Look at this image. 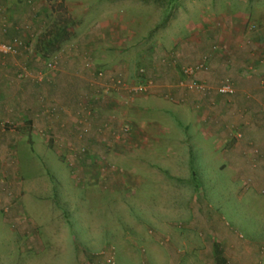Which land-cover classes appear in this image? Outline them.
Listing matches in <instances>:
<instances>
[{"label":"rangeland","instance_id":"374dc122","mask_svg":"<svg viewBox=\"0 0 264 264\" xmlns=\"http://www.w3.org/2000/svg\"><path fill=\"white\" fill-rule=\"evenodd\" d=\"M25 1L29 4L34 3L36 7L31 9L32 6H29L31 19L20 23V27L28 38L23 41L15 34L8 42L12 39L16 40L18 43L16 54L5 56L6 59L12 58V62L17 63L15 79L18 82L26 78L37 83L47 81L51 77V72L58 68L59 57L68 52L74 54V50L77 49L75 46L78 45L76 42L71 45L73 38L81 40L92 31L90 30L92 27L111 22L108 33L115 34L116 39L107 46L111 49L109 56L125 58L127 52L132 54L133 60L138 63L134 82L123 83L120 87L129 86L127 90L140 99V104L149 105V109L148 112L141 113L139 122L135 121L132 124L133 130L128 125L112 131L109 125H96L95 133L91 138L99 140L97 144L110 151L108 159L102 160L101 164L104 163L103 167L106 170L116 172L120 168L132 170L131 166L134 162L132 154L136 150L130 147V143L124 140V136L127 133L130 136L133 131L137 132L136 134L140 132L143 138L144 136L147 138V135L149 137L152 129L149 128L148 115L161 116L157 118L166 126L164 127L166 131H163L165 137L167 131L194 136L193 150L188 160L192 168L190 169L194 173L187 174L183 180V183L189 187L188 204L192 200L197 201L198 204L201 201L212 204L209 210L204 207L203 212L213 215L215 236L221 245L231 242L234 245L235 253L231 264H264V148L259 150L257 147L259 145L256 143V146H250L249 150H245L247 158L254 161V164L250 166H245L244 160L239 157H228L229 153L222 154V147L215 155L202 152L201 149H205L202 147L203 143L199 141L200 131L194 129L195 114L192 113L196 111V100L187 98L183 102L187 103L192 111L187 115L189 128L185 130L181 126V111L186 109L183 103L175 102L173 88L162 93L157 88L158 81L148 76V66L151 63L162 62L166 57L168 59L170 57L171 70L178 75V78L173 81L175 88H182L180 91L183 94L200 95L202 91L209 89L203 80L197 78L200 72H196L192 79L199 85H204L203 90L188 87L190 79H186L183 71L202 63L208 67L207 53L204 52L199 60L194 62L180 60L178 50L176 53L169 52L171 45L167 41L169 37L167 35L174 32L171 38L175 39L176 43L180 42L181 38L186 37L188 20L196 22L200 18L206 19L201 21L203 27L200 26L197 30L207 29L210 27L209 24L224 29L227 23L233 21L232 23H240L248 31L250 37L247 38L256 37L255 50L260 49L264 52V46L261 48V44L264 45L262 17L264 16V0ZM40 8L45 10L41 11L40 16L37 17ZM252 10H255L254 17L250 19ZM75 12H77L76 16H74ZM131 18L135 19L132 23H130ZM35 20L36 22H33ZM125 23H128V30L120 31V25ZM61 25L67 28L68 39L58 40L61 42L54 43L53 47L46 45L43 37L48 36L49 32ZM120 35L123 38L121 44H118ZM108 39L112 38L108 37ZM159 39L158 47L156 43ZM137 43L140 45L136 48V52L134 46ZM217 50L221 51V45L214 43L208 51L212 53ZM83 54L86 56V53ZM164 65L168 66V64ZM94 68L98 69L93 67L92 70ZM225 79H228V76L221 77L220 81L223 83ZM181 80L184 82L179 85ZM59 82L66 84L65 80H59ZM139 86L145 88L144 92L133 93L132 90ZM156 89L160 97L152 96ZM217 89H219L218 86L216 91ZM105 90L109 93L113 89ZM96 91L100 92L94 89L95 94L90 100L94 101L92 105L96 101L101 102ZM33 97L34 94L30 92L28 102L33 103ZM154 105L162 108L160 112L151 108ZM51 107L50 103L44 104L42 110L51 111ZM59 110L63 115H60L57 122L61 130L67 131V136L72 130H75V135L77 132L85 136L89 134V132L86 133L84 126L80 127L77 124L79 119L74 118L72 109L59 106ZM135 114L137 115L138 112ZM86 121H88L86 117L80 120L82 123ZM18 127L19 123L14 120H0V130L4 133L13 132ZM85 144L91 146L89 140H86ZM35 146L29 151L26 139L19 137L7 146L4 152L6 158L4 153L0 152V264H82L83 262L85 264L87 261L92 262L95 252L104 247L108 249L113 247L114 254L107 252L106 255H101L103 259L107 257L108 261L111 260L110 257L115 260L121 259L123 255L119 254L118 240L122 236L117 224L122 229L128 227V219L123 221L122 217H124L125 209L129 211L133 209V197L126 196L130 190L113 191L112 189L116 187L115 180L109 181L105 189H102L101 184L95 189L86 185L85 172L88 167L92 169L93 166H90L92 159L86 161L87 151L84 149H78L79 152L74 153V158H67L64 152L61 156L44 154L48 152L45 146L39 147V143ZM75 146L79 147V144ZM82 146L88 149L84 144ZM121 153H127V156L123 157ZM150 191L155 192V195L150 198L154 205L158 206L160 198L157 199V195L162 196L163 190ZM118 201L127 202V206H119ZM155 201H157L156 204ZM129 224L132 225V222ZM45 228L50 233L53 230L56 234L67 232L74 238L69 236L64 238V245H61V241L57 239L59 244L56 245L55 239L51 236L47 235L43 238ZM227 231L230 232L231 240L224 238ZM73 242L79 245L77 248L80 252L77 255L79 263L74 260L72 255L74 252L69 248Z\"/></svg>","mask_w":264,"mask_h":264},{"label":"crops","instance_id":"0c3cea01","mask_svg":"<svg viewBox=\"0 0 264 264\" xmlns=\"http://www.w3.org/2000/svg\"><path fill=\"white\" fill-rule=\"evenodd\" d=\"M29 6H32L31 9L36 8L34 3L27 5L25 0H0V43H10L8 41L15 34L26 41L28 36L20 27V23L31 19ZM43 10L45 9L40 8L37 17ZM254 12L255 10L251 11L250 19L254 17ZM76 14L77 12L74 16ZM262 17L264 19V16ZM200 19L196 22L187 21L186 37L181 38L180 42L176 43L175 39L171 38L174 32L167 35V41L171 45L169 52L176 53L178 50L180 60L194 62L199 60L204 52L207 53L208 67L200 71L197 78L203 80L209 89L202 91L200 95H188L180 91L182 88H175L173 81L178 75L171 70L172 60L169 56V59L166 57L162 62L151 63L148 66V76L158 81L157 88L162 93L172 87L176 103H183L187 98L196 100L197 112H192L187 103H183L186 111H181V126L187 130V115L189 112L195 114L194 129L200 131L199 141L205 149L200 148L202 152L215 155L222 147V154L229 153L228 157L243 159L245 166L253 165L254 161L247 158L245 150H249L250 146L256 143L259 150L264 148V52L255 50L256 37L247 38L250 37L248 31L240 23L232 21L227 23L224 29L209 24V28L197 30L200 26L203 27L201 21L206 20ZM133 21L135 19L131 18L130 23ZM111 24L107 22L105 25L103 23L92 27V31L81 40L73 38L71 45L75 42L78 45L75 46L77 49L73 48L74 54L68 52L60 56L58 68L51 72L50 79L41 83L29 78L18 82L15 79L17 63L12 62V58L6 59L5 55L0 54V120H14L19 123L18 129L13 132L4 133L0 130V152L4 153L11 141L19 137L26 139L29 151L39 143V147L45 146L48 151L44 154L49 155L61 156L64 152L67 158H74V153H78L81 148L87 151L86 161L92 159L90 166H93L92 169L88 167L85 172L86 185L95 189L101 184L102 189H105L109 181L115 180L116 187L113 191L130 190L126 196L133 197V209H125L122 217L123 221L128 219V227L122 229L117 224L122 236L118 240V251L123 256L119 260L110 257L112 264H231L235 253L234 245L232 242L221 245L215 236L213 215L203 212L204 207L209 210L212 204L205 201L198 204L194 200L190 204L187 202L189 187L183 180L187 174L194 173L188 161L193 150L194 136L167 131L165 137L163 131H166V126L157 118L161 116L148 115L149 128L152 129L149 137L147 135V138H143L140 132L136 134L137 132L133 131L130 136L128 133L124 136V140L136 150L133 154L130 152L134 155L132 170L120 168L116 172L106 170L104 163L101 164L102 160L108 159L110 151L97 144L99 140L91 138L96 125H109L111 131L125 125L131 126L132 129V124L141 119V113L148 112L149 109V105L140 104V99L127 90L129 86L120 87L123 83L134 82L138 63L133 60L134 56L127 52L125 58L109 56L111 49L107 46L116 39L115 34L108 33ZM119 30L127 31L128 23L121 24ZM122 38V35L118 36V44H121ZM214 43L221 45V51L210 53L208 50ZM156 44L159 47L160 39ZM139 45L137 43L134 50ZM262 46L264 45L261 44V48ZM83 53H86V56ZM93 67L98 69L92 70ZM223 76L233 80L235 89L231 96L220 95L218 90L216 91ZM59 80H65L66 84L60 83ZM94 89L100 91L96 93L101 102L96 101L92 105L94 101L90 100L95 94ZM105 89H113V92L106 93ZM30 92L34 94L33 103L28 102ZM153 94V97H160L157 89ZM48 103L52 105L51 111H43V105ZM59 106L72 109L74 118L79 119L77 124L84 126L89 134L85 136L77 132L75 135V130H72L67 136V131L61 130L57 122L60 115H63ZM151 108L159 112L162 109L158 105ZM85 117L88 121L80 122ZM107 135L109 136L108 133ZM86 140L91 142V146L85 144ZM77 143L79 147L75 146ZM83 144L88 149H85ZM121 154L123 157L127 156V153ZM150 190H163L162 196L157 195V199L160 198L158 206L154 205L150 198L155 195V192L151 193ZM177 196L180 198H176ZM118 205L127 206V202L118 201ZM129 222H132V225ZM53 231L47 232L45 228L43 238L48 235L55 239L56 245L59 244L57 239L64 245L63 239L70 237L67 232L56 234ZM229 234L227 231L224 238L231 240ZM71 246L69 248L74 252L73 258L79 263V245L73 242ZM107 252L114 254V248L104 247L100 251L97 250L92 262L87 261L85 264H107L108 257H101Z\"/></svg>","mask_w":264,"mask_h":264},{"label":"built area","instance_id":"2783aa9c","mask_svg":"<svg viewBox=\"0 0 264 264\" xmlns=\"http://www.w3.org/2000/svg\"><path fill=\"white\" fill-rule=\"evenodd\" d=\"M19 44H21V43H19ZM17 46H18V43L16 42L15 39H12L11 42L8 44L0 43V54L5 55V56L6 55H14V54H16ZM186 69H184L183 74L186 77V79H190L189 84L187 86L190 88H194V89L202 88L201 90H203L204 85H199L198 82L196 80H193L192 78L194 77V74L196 72H200V71H203L206 69L205 64L202 63L198 66H193L187 70ZM183 82H184V80H181L180 81L181 84L179 83V85H182ZM144 90H145L144 87L139 86V87L133 89L132 91H133V93H140V92L142 93V92H144ZM218 92L223 94V95H231L233 93V88H231V86L226 82V83H223L219 87ZM107 262H109V261L107 260Z\"/></svg>","mask_w":264,"mask_h":264},{"label":"trees","instance_id":"16d2710c","mask_svg":"<svg viewBox=\"0 0 264 264\" xmlns=\"http://www.w3.org/2000/svg\"><path fill=\"white\" fill-rule=\"evenodd\" d=\"M26 4L28 5V2H26ZM63 25H61V26H57V27H55V29H53V31L52 32H49L48 34V36L47 35H45L44 37H43V41H44V43H46V45H48V46H50V47H53L54 46V43H56V42H59L58 40H61V41H63V40H67L68 39V33H67V28H65V27H62ZM60 41V42H61ZM59 42V43H60ZM207 68V67H206ZM226 80V81H225ZM224 81L225 82H223V83H228L230 86H231V88H233V93H234V84H233V82H232V79L230 78V77H228V79H225ZM222 82L218 85V87H220L222 84H223ZM218 90V89H217ZM232 93V94H233ZM218 94H220V95H223V94H221V93H219L218 92ZM231 94V95H232ZM230 95V96H231ZM107 264H112V262H111V260L109 261V262H107Z\"/></svg>","mask_w":264,"mask_h":264}]
</instances>
